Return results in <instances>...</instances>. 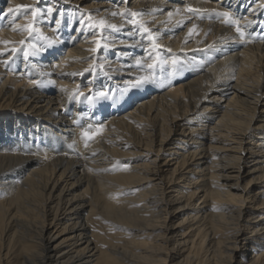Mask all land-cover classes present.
I'll use <instances>...</instances> for the list:
<instances>
[{"label": "bare ground", "instance_id": "obj_1", "mask_svg": "<svg viewBox=\"0 0 264 264\" xmlns=\"http://www.w3.org/2000/svg\"><path fill=\"white\" fill-rule=\"evenodd\" d=\"M0 264H264V0H0Z\"/></svg>", "mask_w": 264, "mask_h": 264}, {"label": "snow or ice", "instance_id": "obj_2", "mask_svg": "<svg viewBox=\"0 0 264 264\" xmlns=\"http://www.w3.org/2000/svg\"><path fill=\"white\" fill-rule=\"evenodd\" d=\"M18 7H19V8H27L28 6H26V5H20V6H18ZM12 11H13L12 9H9V12H10V13H11ZM190 11H191V9H190ZM35 15H36V13L33 12V16H35ZM132 15H136V14H135V13H132ZM170 15H171V14H170ZM225 15H227V13H225ZM99 24H100L101 27H103V25H104V21H103V20L99 21ZM110 27H115V26L112 25V26H110ZM31 28H32L31 25L26 26V30L31 31ZM238 30H239V29H238ZM149 31H150V30L145 29V32H149ZM97 46H98V47L100 46L99 43H98ZM157 47H158V45H157ZM24 55H25V57H27V56L29 55V53H28V52H25ZM137 63L139 64L140 62L137 61ZM148 67L151 68L152 65H149ZM151 79H152V77L141 76V77H140L135 83H133L131 86H132V87H138V86H140L141 84L148 83ZM99 95H100L101 97H103V98H107V97H108V93H104V92H101ZM85 135H87V133H86Z\"/></svg>", "mask_w": 264, "mask_h": 264}, {"label": "rangeland", "instance_id": "obj_3", "mask_svg": "<svg viewBox=\"0 0 264 264\" xmlns=\"http://www.w3.org/2000/svg\"><path fill=\"white\" fill-rule=\"evenodd\" d=\"M126 105V104H125ZM122 106H124L123 104H122Z\"/></svg>", "mask_w": 264, "mask_h": 264}]
</instances>
